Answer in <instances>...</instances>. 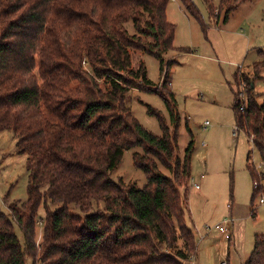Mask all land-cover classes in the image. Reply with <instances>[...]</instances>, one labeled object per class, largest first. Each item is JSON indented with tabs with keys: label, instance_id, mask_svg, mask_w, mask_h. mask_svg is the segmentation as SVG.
Here are the masks:
<instances>
[{
	"label": "trees",
	"instance_id": "1",
	"mask_svg": "<svg viewBox=\"0 0 264 264\" xmlns=\"http://www.w3.org/2000/svg\"><path fill=\"white\" fill-rule=\"evenodd\" d=\"M245 1L218 0L215 7L204 0L210 17L224 13L223 23ZM169 2L0 0V131L17 137L15 152L26 156L27 172L25 202L10 203L8 213L0 208V264H185L196 256L180 190L190 179L193 144L183 159L177 156L180 117L170 87L172 62L162 60L174 49ZM180 2L206 27L192 0ZM129 22L135 34L128 33ZM131 50L161 60L159 87L149 86L143 63L131 68ZM263 68L264 59L254 62L253 75ZM238 71L230 87L235 127L251 141L264 171V102H257L254 76ZM242 84L245 99L237 90ZM131 89L157 93L164 101L168 122L147 107L161 136L132 114L126 103ZM134 147L142 150L132 154L146 179L141 189L110 176L124 150ZM246 168L252 181L258 179L250 154ZM257 193L253 190L251 206ZM95 203H103L102 209L90 212ZM52 205L57 207L51 210ZM243 264H264V233L254 236Z\"/></svg>",
	"mask_w": 264,
	"mask_h": 264
},
{
	"label": "rangeland",
	"instance_id": "2",
	"mask_svg": "<svg viewBox=\"0 0 264 264\" xmlns=\"http://www.w3.org/2000/svg\"><path fill=\"white\" fill-rule=\"evenodd\" d=\"M192 1L206 27L188 15L180 0H170L166 17L176 27L174 49L162 55L165 64L172 62L170 87L180 117L177 156L183 159L189 143L193 144L190 179L187 187L180 190L187 198L185 223L195 234L197 247L196 256L184 263L243 264L253 249L254 236L264 233V205L258 203L257 196L253 206L250 205L253 181L246 168L247 155L250 154L257 173L262 171V165L248 137L235 131L230 87L237 70L249 78L254 76L257 102H264V68L257 77L253 75L254 62L264 59V55H259L260 50L264 53V0H246L237 5L226 23L221 21L223 12L219 19L210 17L204 0ZM212 2L216 7L218 0ZM126 28L129 34H135L132 23H127ZM160 61L131 50V68L137 69L143 63L152 88L160 86ZM237 90L245 99L244 85ZM126 103L146 130L161 136L157 119L147 113L150 106L160 111L168 122L164 101L157 93L131 89ZM16 141L13 133L0 131V208L5 213L10 203L21 205L27 198L26 156L15 152ZM134 152L142 153V150L138 147L124 150L119 166L110 176L141 189L146 179L133 164ZM159 168L170 175L160 164ZM102 206L103 203H95L90 212L101 210ZM56 207L52 205L51 210ZM43 217L44 209L40 206L37 243L42 236ZM224 220H229L226 225L229 239L216 229ZM14 229L23 247V234L16 224ZM181 246L179 241L176 248ZM27 264L31 261L27 260Z\"/></svg>",
	"mask_w": 264,
	"mask_h": 264
},
{
	"label": "built area",
	"instance_id": "3",
	"mask_svg": "<svg viewBox=\"0 0 264 264\" xmlns=\"http://www.w3.org/2000/svg\"><path fill=\"white\" fill-rule=\"evenodd\" d=\"M235 131H237L236 127H235ZM261 165H262V171L260 173L256 172L258 175V179H255L253 181V190L258 192L256 195L258 197V203L260 205H264V183L262 181V180H264V171H263V163L262 162H261ZM196 188H198L197 185H196ZM228 223H229V220H224L222 222V224L216 226V229L220 233H222L226 239H229V237H230L229 229L226 226Z\"/></svg>",
	"mask_w": 264,
	"mask_h": 264
}]
</instances>
